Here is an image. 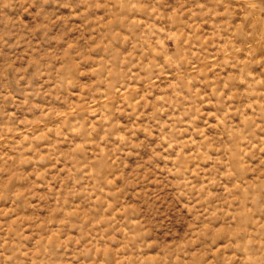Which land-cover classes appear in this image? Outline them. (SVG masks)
<instances>
[{"label":"rangeland","instance_id":"374dc122","mask_svg":"<svg viewBox=\"0 0 264 264\" xmlns=\"http://www.w3.org/2000/svg\"><path fill=\"white\" fill-rule=\"evenodd\" d=\"M248 2L0 0V264H264Z\"/></svg>","mask_w":264,"mask_h":264},{"label":"bare ground","instance_id":"6f19581e","mask_svg":"<svg viewBox=\"0 0 264 264\" xmlns=\"http://www.w3.org/2000/svg\"><path fill=\"white\" fill-rule=\"evenodd\" d=\"M235 1V0H234ZM240 2V1H239ZM249 2H250V0H249ZM248 2V3H249ZM250 4H252V3H250ZM235 6V5H234ZM240 6V5H239ZM242 10V9H241ZM256 19V18H255ZM229 32V31H228ZM249 33V32H248ZM260 36V35H259ZM259 40V39H258ZM261 42V41H260ZM259 43V42H258ZM256 44H257V42H256ZM248 45V44H247ZM252 45V44H251ZM250 46V45H249ZM247 47V46H246ZM243 48V47H242ZM242 50V49H241ZM245 50V49H244ZM228 51V50H227ZM246 51V50H245ZM248 51V50H247ZM238 52H240V49L238 50ZM249 52V51H248ZM231 54H232V52H231ZM229 56V55H228ZM222 58V57H221ZM241 58V57H240ZM193 65V64H192ZM212 65V64H211ZM194 67V66H193ZM170 75V74H169ZM159 79V78H158ZM129 92V91H128ZM121 94V93H120ZM119 94V95H120ZM125 94V93H124ZM123 96V95H122ZM120 97V96H119ZM109 100V99H108ZM7 141V140H6Z\"/></svg>","mask_w":264,"mask_h":264}]
</instances>
